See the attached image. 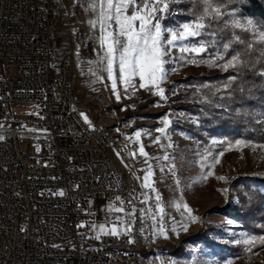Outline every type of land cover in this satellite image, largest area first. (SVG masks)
I'll use <instances>...</instances> for the list:
<instances>
[{"label":"built area","instance_id":"2783aa9c","mask_svg":"<svg viewBox=\"0 0 264 264\" xmlns=\"http://www.w3.org/2000/svg\"><path fill=\"white\" fill-rule=\"evenodd\" d=\"M56 1L0 0V65L17 70L0 73V264H139L127 235L96 239L91 227L93 198L133 202L104 159L110 136L80 115L69 56L57 55ZM18 102L32 104L24 119Z\"/></svg>","mask_w":264,"mask_h":264},{"label":"rangeland","instance_id":"374dc122","mask_svg":"<svg viewBox=\"0 0 264 264\" xmlns=\"http://www.w3.org/2000/svg\"><path fill=\"white\" fill-rule=\"evenodd\" d=\"M88 3L89 0L56 1V32L61 39L57 55L66 53L71 60L77 95L85 102L80 115L83 113L87 117L89 125L100 124L108 129L112 138L109 145L110 155L119 153L117 157L126 163L124 168L119 169L126 177L130 176L133 183V204L125 207L124 213L116 212L114 209L119 207L110 199L92 203V208L99 209L106 216L105 230H110L114 222L118 229L122 230L123 226L117 221V217L129 219L126 214L130 213L134 206L137 212L135 218H131V238L135 241L132 246L141 252L144 264H167L168 261H173L174 264H264V245L258 247V240L254 244L245 243L249 238L259 236L241 227L240 223L224 210V204L229 200V183L233 176L242 173L264 177V147L242 142L225 149H217L216 145L220 139L211 137L208 141H203L178 127L183 116L180 115L182 111L176 107L178 101L175 97L180 94L182 87L174 82L175 79L187 73L219 69L192 64L166 65L169 69L177 68V71L169 72L167 80L161 85L166 90L167 101L140 88L138 78L133 80L135 87H128L125 91L117 71V91L120 94L118 100L112 90L108 73L100 64V56L103 53L98 43L99 33L89 24V20L95 17L87 10ZM183 22L186 21L177 20L173 11L163 21L165 26L172 28ZM0 73L14 79L17 70L15 67L0 65ZM173 90L175 95L172 94ZM28 105L26 102H18L10 107L17 118L24 119L33 110L32 104L30 107ZM84 116L81 117L84 119ZM184 116L197 125L193 117ZM165 117L171 120L170 126L166 133L157 132L156 129L164 127ZM137 131L141 133L139 140L135 137ZM157 137L160 138L158 144L154 143ZM213 141L217 143L214 144ZM169 143L172 147H168ZM141 145L147 153L146 157L139 154ZM23 149L27 150L24 143ZM131 153H136V156L133 157ZM165 153L174 157L175 174L165 166ZM202 157L206 158L204 167L201 166ZM216 160L219 162L215 163ZM213 164L214 167L210 169L213 174L203 179L209 171L208 166ZM148 165H151L154 173L150 182L155 191L142 186ZM161 168H164V171H161ZM221 176L225 179L218 178ZM177 180L180 181L179 185ZM261 185L264 187V182H261ZM225 188L228 189L227 196L221 191ZM157 194L160 195V203L164 207L163 224L168 230L167 239L152 235L155 222L151 215L156 212ZM144 195L150 197L147 204L141 203ZM234 199L238 200L237 194ZM176 203L187 204L193 210V215L200 219L195 223L190 222L183 207L178 209L174 206ZM140 209H145V212L151 209V212L145 216ZM229 220L232 221L231 224L227 223ZM94 224L97 226L95 231L99 232L100 221ZM182 224L188 225L187 231L183 230ZM202 227L211 237V243L194 236V240L184 242L181 254L168 253L166 248L179 245L182 235ZM235 245H240L241 248L233 250Z\"/></svg>","mask_w":264,"mask_h":264},{"label":"snow or ice","instance_id":"6c2138e0","mask_svg":"<svg viewBox=\"0 0 264 264\" xmlns=\"http://www.w3.org/2000/svg\"><path fill=\"white\" fill-rule=\"evenodd\" d=\"M176 4V0H89L87 10L94 14V19L89 20L90 27L98 31V43L102 55L100 56V64L108 73L111 80L112 90L116 98L120 99L117 91V75L118 79L125 86L135 87L133 80L139 79V87L146 89L150 93H154L162 100L167 101L165 88L161 85L167 80L169 72L177 71L176 67L167 68L168 64H192L196 66L205 65L209 68H217L221 72L229 73L227 80L218 85L202 84L197 86H189L196 88V94L203 93L204 89L209 90V94L201 96L202 103L212 105L216 108H225L223 103L213 105L210 97H216L220 94V99H228L233 97V85L241 80L245 71H251L254 75L264 78V24H258L251 18L241 21L235 18V9L230 13L224 11L225 5L222 0H191L192 7L188 11L191 13V19L172 28L167 27L163 23L165 18L172 12V6ZM228 15L230 19H225ZM222 24L223 27L214 28V23ZM236 30H239L237 32ZM239 33H249L251 40L242 39ZM257 64L261 65L257 70ZM235 73V74H231ZM239 92L244 93L245 87H239ZM251 90L249 89V92ZM175 95V90H173ZM226 94V95H225ZM208 113L205 112V115ZM181 116L185 114L180 113ZM240 116L250 115L248 112L238 113ZM81 116H84L81 113ZM85 122H88L84 116ZM195 123L199 120L195 119ZM90 123V122H89ZM171 120L167 117L163 120L164 127L156 129L157 132L166 133V129L170 126ZM140 131L135 132V137L139 140ZM4 137L0 136V140ZM160 138L157 137L154 143H159ZM217 143V141H213ZM237 143H241L237 141ZM168 147H172L169 143ZM264 147V145H262ZM39 150V149H37ZM141 156H147L143 146L139 148ZM119 155V153H117ZM133 157L136 153H131ZM163 160L170 172L175 174L176 164L174 157L165 153ZM201 166L206 164V158H201ZM219 161L216 160L215 163ZM147 163V160L145 161ZM213 165H209V171L203 177L207 179L208 175H212L210 170ZM164 171V168L160 169ZM152 167L148 165V171L143 177V187L155 191L153 184L150 182L153 176ZM219 179H225L223 176ZM179 185L180 181H176ZM225 196L228 195V189L221 190ZM59 195H64L63 191ZM120 200V197L116 198ZM149 196L144 195L141 203L147 204ZM159 194L155 196L156 212L151 215L153 224V236H163L167 239V229L163 224L164 207L160 203ZM123 205V201H120ZM131 205V201H128ZM176 208L183 207L187 213V219L190 222H197L200 218L193 215V210L187 205L176 203ZM112 206H110L111 210ZM116 212L124 213L125 209L121 206L114 209ZM137 209L133 206L132 211L126 215L129 219L117 217V221L123 226L122 230L118 229L114 222L110 230H105L104 225H99V232L96 239H100V234L119 236L121 234L129 237V243L135 241L131 238L133 231L132 219L135 218ZM145 216L148 212L140 209ZM231 224L232 221H227ZM81 224L78 227H84ZM93 230L97 228L95 224L91 225ZM184 231L188 230L187 224H182ZM175 231V229H172ZM264 244V236L251 237L245 241L246 244H254L256 241ZM167 264H174L168 261Z\"/></svg>","mask_w":264,"mask_h":264},{"label":"trees","instance_id":"16d2710c","mask_svg":"<svg viewBox=\"0 0 264 264\" xmlns=\"http://www.w3.org/2000/svg\"><path fill=\"white\" fill-rule=\"evenodd\" d=\"M222 2L225 5L226 13L235 9V17L238 19L243 21L251 18L258 24H264V0H222ZM191 7V0L176 1V4L172 6V11L177 20L188 21L192 18L188 11ZM225 19H229V16L225 15ZM213 27L220 28L223 25L217 22ZM236 31L239 32V30ZM239 34L242 39H252L249 33ZM260 67L261 65L257 64V70ZM228 75L229 73L220 70L201 71L187 73L175 79L174 82L182 87L180 94L175 97L178 101L176 107L185 115L199 120L195 125L186 116H183L178 127L203 141H208L211 137L220 139L216 145L217 149H225L237 144V141L264 145V78L254 75L251 71H245L243 78L233 85V89L236 91L230 101L227 98L221 100L220 94L210 97L213 105L223 103L226 105L225 108H216L202 103L201 96L209 94L208 89H204L201 94H196V88L189 87H198L202 84H222L227 80ZM241 86L245 87L243 94L238 90ZM205 112L208 114L205 115ZM242 112H248L250 115L246 117L238 115ZM261 182H264V177H260V175L239 173L233 176L229 183V200L224 204V210L226 209L228 215L236 219L241 227L247 228L248 231L259 237L264 236V187ZM235 194L238 195L237 201L234 199ZM194 236L208 243L212 242L211 237L202 227L182 235L179 245L166 248L168 253L171 255L181 254L184 250V242L194 240ZM262 245L264 244L258 242V247ZM240 248V245H235L232 249Z\"/></svg>","mask_w":264,"mask_h":264},{"label":"bare ground","instance_id":"6f19581e","mask_svg":"<svg viewBox=\"0 0 264 264\" xmlns=\"http://www.w3.org/2000/svg\"><path fill=\"white\" fill-rule=\"evenodd\" d=\"M68 78H74V73L73 71H68ZM75 83L72 82L71 83V90L72 92H77L76 88H75ZM78 96V95H77ZM101 128L103 129V132L105 133L106 136H110V140H106L105 141V145L103 147V156L106 162H110V165L113 166L114 171L116 176L118 177L121 186L123 187V189H130L129 191V200L133 202L134 199V188H133V183L130 180V176H125L124 173L122 172V170L119 169V167L116 165V163L113 161L110 152H109V145L111 143V134L108 131V129L104 128L101 126ZM98 201V200H97ZM133 247V246H132ZM134 251H139L138 249L133 247ZM139 264H144V258L140 252L139 254Z\"/></svg>","mask_w":264,"mask_h":264},{"label":"crops","instance_id":"0c3cea01","mask_svg":"<svg viewBox=\"0 0 264 264\" xmlns=\"http://www.w3.org/2000/svg\"><path fill=\"white\" fill-rule=\"evenodd\" d=\"M111 157H112V159H113V161H115L116 162V165L120 168H124L125 166H126V163L125 162H121L120 161V159L117 157V155H115V154H113V153H111ZM120 168V169H121ZM105 201V200H104ZM116 206H118V207H121V205H119L116 201H114V200H111ZM98 202H101V201H97L95 198H93L92 200H91V209L92 210H97L98 211V214H97V217H96V219H95V222H99L100 221V224L101 225H106V216L105 215H103L102 214V212L99 210V209H96V208H92V203H94V204H96V203H98ZM123 208H125V207H123Z\"/></svg>","mask_w":264,"mask_h":264}]
</instances>
